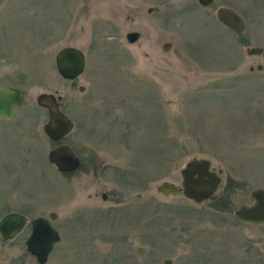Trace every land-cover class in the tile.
<instances>
[{"label":"rangeland","instance_id":"obj_1","mask_svg":"<svg viewBox=\"0 0 264 264\" xmlns=\"http://www.w3.org/2000/svg\"><path fill=\"white\" fill-rule=\"evenodd\" d=\"M222 7L246 21L243 39L218 22ZM131 32L141 33L135 44ZM67 47L87 58L74 81L56 67ZM0 56L19 58L4 71L18 67L10 80L23 99L14 122L0 119V219L57 213L62 240L47 264H264V225L234 217L264 189V0H7ZM44 93L60 97L74 122L62 143L82 160L76 173L49 163L59 144L44 132ZM14 146L23 159L16 171L4 162ZM192 159L222 171L216 200L157 191L164 181L181 186ZM29 233L0 240V264H39Z\"/></svg>","mask_w":264,"mask_h":264},{"label":"water","instance_id":"obj_2","mask_svg":"<svg viewBox=\"0 0 264 264\" xmlns=\"http://www.w3.org/2000/svg\"><path fill=\"white\" fill-rule=\"evenodd\" d=\"M201 5L208 6L214 0H198ZM6 0H0V7ZM152 10H149L151 13ZM218 22L230 30L237 38L242 39L246 34L245 20L233 9L222 7L217 11ZM141 38V33L131 32L126 36L130 44H135ZM171 43L163 45L164 51L171 49ZM250 56H260L263 53L261 48L247 50ZM56 66L59 74L66 80L74 81L79 78L86 68L85 54L77 48L68 47L56 55ZM262 66L258 70H262ZM254 70V69H252ZM80 87V91H84ZM61 98L51 94H41L37 98L39 106L48 110L49 122L45 125L44 131L53 142H59L68 136L74 129L73 122L61 111ZM22 107L20 93L9 87H0V116L6 120L12 119ZM49 161L59 172H74L79 169L80 162L75 156L72 148L63 145L50 152ZM222 171L218 174L211 169L209 160L192 159L181 170L182 185L164 181L157 187V191L165 197L183 195L188 200L200 205L207 201H214L218 198L215 193L221 184ZM106 196V194H105ZM254 203L249 206H242L235 211V218L245 224L261 226L264 225V189L252 193ZM57 219L56 214H51V220ZM27 220L19 214H10L0 222V232L5 239H10L20 233L25 227ZM59 232L52 223L44 218L33 222V232L27 241L29 252H31L40 264H47L49 256L53 253L56 244L60 243ZM136 253L143 258L146 254L145 248H138ZM165 264H172L165 261Z\"/></svg>","mask_w":264,"mask_h":264},{"label":"flooded vegetation","instance_id":"obj_3","mask_svg":"<svg viewBox=\"0 0 264 264\" xmlns=\"http://www.w3.org/2000/svg\"><path fill=\"white\" fill-rule=\"evenodd\" d=\"M6 2H7V0H6ZM5 2V3H6ZM4 3V4H5ZM3 4V5H4ZM2 5V6H3ZM1 6V7H2ZM20 64V60H19V58H15V57H10V56H0V87H9V88H11V89H14V90H17L19 93H20V98H21V100L23 101V99H22V90H21V88H20V85H19V83L17 84V83H15V80L18 82V76H19V73H18V67H15L14 66V68L15 69H12V70H8L6 73H5V71H4V67H9V66H5V64ZM3 69V70H2ZM10 78H13V79H15V80H10ZM4 79H6V82L4 81ZM45 94V93H44ZM60 105H61V107L60 108H62V104L60 103ZM22 107H23V104H22ZM22 107L18 110V112L16 113V115L12 118V119H9V120H6V119H4V118H2L1 116H0V119L1 120H3V121H9V122H14L13 120L14 119H16L17 117H18V115L20 114V111H21V109H22ZM44 109V108H43ZM46 110V109H45ZM63 110V109H62ZM47 111V110H46ZM47 113H48V111H47ZM45 126V125H44ZM59 145L57 146V147H59V146H61V145H67V144H63L62 143V141L61 142H59L58 143ZM69 146V145H68ZM69 147H71L72 148V150H73V152L75 153V156L78 158V160H79V162H80V168L77 170V171H75V172H70V173H68V172H59L50 162V164L56 169V171L58 172V173H61V174H67V175H69V174H73V173H76V172H78L80 169H81V166H82V160L80 159V157H78L77 156V154H76V152L74 151V149H73V147L72 146H69ZM56 148V147H55ZM53 150V149H52ZM79 150L81 151V152H85L87 149H86V147H84V146H81L80 148H79ZM18 152H17V148H16V146H14L13 147V156L12 157H7V158H5L6 160H8V161H6V160H4V162H6V164H9L10 166H11V169L13 170V171H16V170H18V166H19V164H20V161H19V163L18 162H16L17 161V158L19 159V160H22L23 161V159H21V157H19L18 156ZM3 156H4V151H3V154H1V156H0V159L1 158H3ZM18 156V157H17ZM214 170V169H213ZM215 171V170H214ZM105 194H106V196H105ZM102 198H103V201H107L108 200V194L107 193H103L102 194ZM33 208V207H32ZM36 209V208H35ZM54 212H51V213H49V215H48V217L46 218V217H37V218H34V219H28V217L26 216V215H24V214H21V213H19V212H8V213H6V214H4L3 216H2V218L0 219V222L6 217V216H8V215H10V214H19V215H22V216H24L25 218H26V220H27V223H26V225H25V227L23 228V230L20 232V233H18V234H16L14 237H12V238H10V239H5L4 237H3V235L1 234V232H0V240H1V242H2V244L3 245H7V244H11V243H14L15 241H16V239L18 238V236L20 235V234H22L23 232H24V230H25V228H27V226H29V229H30V233H29V236L27 237V239H26V241H25V245H26V248H27V251L29 252V250H28V246H27V241H28V239L31 237V235H32V232H33V222L35 221V220H37V219H40V218H44V219H47V220H49L51 223H52V225L54 226V223H55V221L54 222H52V220H51V214H53ZM54 214H56V216H57V219H58V214L57 213H54ZM88 215V214H87ZM54 228L56 229V227L54 226ZM61 236V235H60ZM62 239V238H61ZM58 245V244H57ZM56 245V246H57ZM56 246H55V249H56ZM55 249H54V251H55ZM54 253V252H53ZM29 254L32 256V257H34L36 260H37V258L31 253V252H29ZM50 257V256H49ZM37 262H38V260H37ZM39 263V262H38ZM40 264V263H39Z\"/></svg>","mask_w":264,"mask_h":264}]
</instances>
